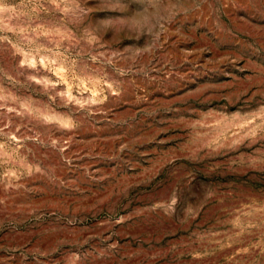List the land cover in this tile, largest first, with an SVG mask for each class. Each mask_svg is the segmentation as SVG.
Returning a JSON list of instances; mask_svg holds the SVG:
<instances>
[{"label": "rangeland", "instance_id": "obj_1", "mask_svg": "<svg viewBox=\"0 0 264 264\" xmlns=\"http://www.w3.org/2000/svg\"><path fill=\"white\" fill-rule=\"evenodd\" d=\"M0 264H264V0H0Z\"/></svg>", "mask_w": 264, "mask_h": 264}]
</instances>
